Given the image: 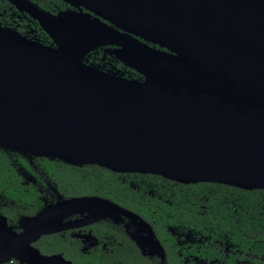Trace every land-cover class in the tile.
I'll use <instances>...</instances> for the list:
<instances>
[{"label":"water","instance_id":"water-1","mask_svg":"<svg viewBox=\"0 0 264 264\" xmlns=\"http://www.w3.org/2000/svg\"><path fill=\"white\" fill-rule=\"evenodd\" d=\"M64 1L111 25L84 13L36 15L59 42L89 32L95 41L81 51L0 25V148L183 184L264 189V0ZM106 43L122 45L117 56L147 80L82 60ZM94 199L58 202L21 232L0 212V264H73L34 243L65 227L51 224L55 215Z\"/></svg>","mask_w":264,"mask_h":264},{"label":"trees","instance_id":"trees-1","mask_svg":"<svg viewBox=\"0 0 264 264\" xmlns=\"http://www.w3.org/2000/svg\"><path fill=\"white\" fill-rule=\"evenodd\" d=\"M128 71L129 78L147 80ZM79 196L108 197L145 220L156 221L168 252L165 264L172 263L174 246L184 256L196 252L223 264H250L254 254L264 256V189L183 184L152 174H120L97 165L76 166L0 148V212L16 231L50 206ZM36 246L47 254V234ZM66 251L71 253L69 248ZM174 259L178 262V257ZM73 260L84 264L80 262L91 257Z\"/></svg>","mask_w":264,"mask_h":264},{"label":"flooded vegetation","instance_id":"flooded-vegetation-1","mask_svg":"<svg viewBox=\"0 0 264 264\" xmlns=\"http://www.w3.org/2000/svg\"><path fill=\"white\" fill-rule=\"evenodd\" d=\"M71 12L84 13L90 20L100 19L103 23L111 25L110 22L101 19L86 8L73 6L64 0H0V25L46 46L81 51L95 41L89 32L69 36L59 42L42 27L36 17L39 13L61 17ZM57 38L61 37L57 36ZM155 47L159 48V46ZM122 48V45L116 43H106L87 52L82 60L90 66L129 78L128 70L134 69L127 66L116 54ZM83 197L98 199L79 204L55 215L51 224L65 227L47 232V255L62 254L73 264H76L73 259H78L79 256L91 257L90 261L80 262L84 264L87 262L92 264H165L168 252L163 243V236L157 233L156 221L149 222L125 205L108 197ZM167 229L170 230L171 226H167ZM208 238L207 236L199 237V239ZM37 241L34 243L35 246ZM55 241L58 245L54 244ZM57 247L59 250H56ZM68 248L71 253L66 251ZM172 255L171 264H223L216 258L209 259L196 252L184 256L179 250H175V246ZM174 256L178 257V262L174 261ZM250 264H264V256L254 254Z\"/></svg>","mask_w":264,"mask_h":264}]
</instances>
